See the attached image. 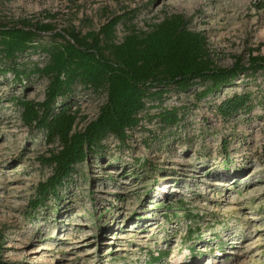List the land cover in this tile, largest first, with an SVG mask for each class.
<instances>
[{"label": "rangeland", "instance_id": "374dc122", "mask_svg": "<svg viewBox=\"0 0 264 264\" xmlns=\"http://www.w3.org/2000/svg\"><path fill=\"white\" fill-rule=\"evenodd\" d=\"M173 14L204 33L216 68L248 66L264 51V0H0L1 23L50 22L81 34L116 16L148 30ZM125 32L118 24L120 40ZM45 60L21 58L31 67ZM14 77L0 75V264H264V71L242 70L201 100L205 84L172 88L164 105L185 108L179 126L162 131L145 118L125 142L109 137L38 207L40 184L54 173L43 158L61 147L25 124L20 101H45L50 79ZM244 91L250 111L221 117L220 101ZM106 100L77 87L65 100L78 114L75 130Z\"/></svg>", "mask_w": 264, "mask_h": 264}, {"label": "trees", "instance_id": "16d2710c", "mask_svg": "<svg viewBox=\"0 0 264 264\" xmlns=\"http://www.w3.org/2000/svg\"><path fill=\"white\" fill-rule=\"evenodd\" d=\"M123 19L116 16L98 31L86 34L75 28L56 31L50 22H0V75L12 73L13 82L30 73L50 79L45 101H20L25 124L43 130L47 140H58L61 147L43 158L54 166V173L40 184L32 202L35 207L63 187L76 167L102 149L109 137L125 142L145 118H155L162 131L179 126L185 108L164 105L172 88L187 91L205 84L197 93L201 100L231 86L242 70L248 74L264 71V51L251 55L248 66L238 62L232 68H216L206 36L191 29L182 15L166 16L148 30L127 25ZM120 23L126 26L121 40L117 35ZM43 33H50V39L44 40ZM34 52L46 56L42 66L21 62ZM79 86L107 95L98 118L84 131L75 130L78 114L65 102ZM251 96L246 91L226 96L217 105L220 116L226 119L249 112ZM152 108H156L155 114L150 113Z\"/></svg>", "mask_w": 264, "mask_h": 264}]
</instances>
